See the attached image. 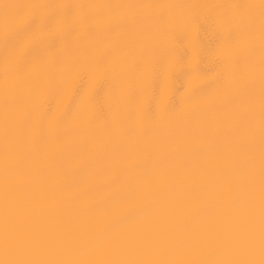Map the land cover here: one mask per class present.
<instances>
[{
    "label": "bare ground",
    "instance_id": "bare-ground-1",
    "mask_svg": "<svg viewBox=\"0 0 264 264\" xmlns=\"http://www.w3.org/2000/svg\"><path fill=\"white\" fill-rule=\"evenodd\" d=\"M0 264H264V0H0Z\"/></svg>",
    "mask_w": 264,
    "mask_h": 264
}]
</instances>
